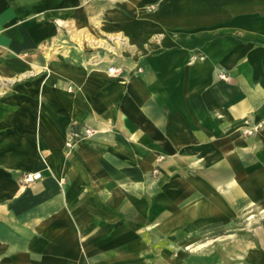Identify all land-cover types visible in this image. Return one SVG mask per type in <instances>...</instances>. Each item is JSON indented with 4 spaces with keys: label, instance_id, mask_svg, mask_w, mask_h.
I'll return each instance as SVG.
<instances>
[{
    "label": "crops",
    "instance_id": "crops-1",
    "mask_svg": "<svg viewBox=\"0 0 264 264\" xmlns=\"http://www.w3.org/2000/svg\"><path fill=\"white\" fill-rule=\"evenodd\" d=\"M263 119L264 0H0V264H264L182 256L264 207Z\"/></svg>",
    "mask_w": 264,
    "mask_h": 264
},
{
    "label": "rangeland",
    "instance_id": "rangeland-1",
    "mask_svg": "<svg viewBox=\"0 0 264 264\" xmlns=\"http://www.w3.org/2000/svg\"><path fill=\"white\" fill-rule=\"evenodd\" d=\"M258 227L262 233L264 232V207L261 211H255L253 208L246 210L240 217L232 219L229 224L216 223L210 226L200 227L197 238L193 237V241L183 247L182 256L184 261L206 259L209 248L211 255L214 253L215 258L222 259L225 250L234 247L236 242H244L246 244L263 242V234L257 233ZM225 244V245H224ZM230 245V247H228ZM180 252L167 251L168 259L177 256ZM229 258L230 252L227 251ZM188 263V262H187Z\"/></svg>",
    "mask_w": 264,
    "mask_h": 264
},
{
    "label": "built area",
    "instance_id": "built-area-1",
    "mask_svg": "<svg viewBox=\"0 0 264 264\" xmlns=\"http://www.w3.org/2000/svg\"><path fill=\"white\" fill-rule=\"evenodd\" d=\"M121 68H117L114 65H110L108 71L110 73H116ZM222 77H225L223 74ZM248 123V121H246ZM264 128V119L261 122H257L253 127H246L244 129L245 133L252 134L256 130H260ZM94 134V130L90 127H83L82 129L75 128L72 126L68 132L67 139H66V146L68 148H73L75 144L83 138L89 137ZM42 177V173L40 171H28L24 175V179L26 182H34L39 180Z\"/></svg>",
    "mask_w": 264,
    "mask_h": 264
},
{
    "label": "bare ground",
    "instance_id": "bare-ground-1",
    "mask_svg": "<svg viewBox=\"0 0 264 264\" xmlns=\"http://www.w3.org/2000/svg\"><path fill=\"white\" fill-rule=\"evenodd\" d=\"M108 45H109V44H108ZM173 219H174V218H172V220H173ZM165 222H166V221H165ZM171 222H172V221H171ZM173 222H174V221H173ZM173 222H172V223H173ZM158 225H160V224L158 223ZM158 225H157V226H158ZM168 225H169V224H168ZM161 227H162V224H161ZM162 228H163V227H162Z\"/></svg>",
    "mask_w": 264,
    "mask_h": 264
}]
</instances>
